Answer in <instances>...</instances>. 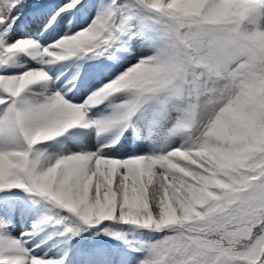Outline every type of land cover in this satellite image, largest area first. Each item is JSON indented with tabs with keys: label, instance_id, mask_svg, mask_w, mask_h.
Listing matches in <instances>:
<instances>
[{
	"label": "snow or ice",
	"instance_id": "snow-or-ice-1",
	"mask_svg": "<svg viewBox=\"0 0 264 264\" xmlns=\"http://www.w3.org/2000/svg\"><path fill=\"white\" fill-rule=\"evenodd\" d=\"M104 225L148 234L121 264H264V0H0V264Z\"/></svg>",
	"mask_w": 264,
	"mask_h": 264
},
{
	"label": "bare ground",
	"instance_id": "bare-ground-1",
	"mask_svg": "<svg viewBox=\"0 0 264 264\" xmlns=\"http://www.w3.org/2000/svg\"><path fill=\"white\" fill-rule=\"evenodd\" d=\"M103 227H111L113 230L115 229V225H104ZM28 228H30V221L26 222L25 220L21 219L19 222L13 225V235H19ZM85 236L86 235H83V238H81L84 239L87 237ZM81 238L78 240L80 243H77V241L73 240L71 245H69L67 237L61 235L60 232H57L52 228H48L46 230L40 231L39 234L31 238L29 247L35 249L36 254L43 256L46 253L49 258L60 253H62L63 256L69 255L72 264H108V262H106L102 256L98 260H95V258H89L88 255L84 254L89 251V248L80 251L82 241ZM95 244H97V242L92 239L90 245ZM122 253H125V251L121 252L114 250L112 252H108L110 264H121Z\"/></svg>",
	"mask_w": 264,
	"mask_h": 264
},
{
	"label": "rangeland",
	"instance_id": "rangeland-1",
	"mask_svg": "<svg viewBox=\"0 0 264 264\" xmlns=\"http://www.w3.org/2000/svg\"><path fill=\"white\" fill-rule=\"evenodd\" d=\"M29 31L34 32V26L30 25L28 29H22L21 30V35L27 34ZM86 93V89H81V95H84ZM103 227V226H102ZM32 228V223L30 221V228L26 229L25 231H29ZM114 231L117 232H122L124 233V239L123 240H114L109 236H104V235H100L97 236L94 234L95 230H93L92 232H85L83 235H86L84 239H82L83 235L81 237H78L77 240H79L81 238V246H80V251L83 249H88L92 250L95 249L97 247H103L105 249L108 250V252H112L114 250H118V251H125V253H131L132 248L134 247H139L143 241L147 238L148 234L147 233H142L139 230H136L134 228H131L130 226H123V225H115V229ZM154 238H158V237H154ZM95 240V242H97V244L95 245H90L91 244V240ZM42 240V239H41ZM75 240V241H77ZM63 256L62 253L60 254H56V256H52L51 258H61ZM88 257L90 258V256L88 255ZM93 259L95 258V260H98L99 258H101V256L96 255V256H91Z\"/></svg>",
	"mask_w": 264,
	"mask_h": 264
}]
</instances>
